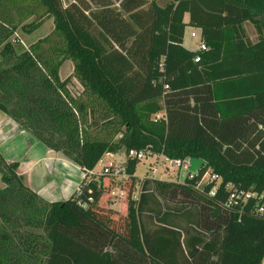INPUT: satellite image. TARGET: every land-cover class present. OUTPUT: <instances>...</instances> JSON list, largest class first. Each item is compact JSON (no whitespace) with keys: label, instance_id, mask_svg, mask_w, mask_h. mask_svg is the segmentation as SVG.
Listing matches in <instances>:
<instances>
[{"label":"trees","instance_id":"16d2710c","mask_svg":"<svg viewBox=\"0 0 264 264\" xmlns=\"http://www.w3.org/2000/svg\"><path fill=\"white\" fill-rule=\"evenodd\" d=\"M188 25L206 49L184 46ZM0 110L86 177L123 151L132 179L116 220L99 209L111 175L50 201L0 152V264H261L264 216L256 199L229 203L227 185L264 192V0H0ZM149 148L207 167L184 182L146 177L135 199L128 154ZM207 170L221 177L214 195L197 184Z\"/></svg>","mask_w":264,"mask_h":264},{"label":"rangeland","instance_id":"374dc122","mask_svg":"<svg viewBox=\"0 0 264 264\" xmlns=\"http://www.w3.org/2000/svg\"><path fill=\"white\" fill-rule=\"evenodd\" d=\"M53 23L52 19H49L45 22V24L40 27L36 32L25 33L24 31H19L16 35V38L14 40V43L17 48L24 49L26 48L31 42L36 41L40 38H42L45 34L48 33V31L51 29ZM248 30L251 36L256 37V31L254 26L248 22ZM49 28V29H48ZM188 37V34H187ZM188 45L192 46L193 44L191 42H188ZM72 62L70 60H67L64 62V64L61 67V78L65 79L68 76H72L71 70H72ZM78 80L76 77L72 78L71 84L69 85V88L75 93L79 92L78 89L82 88L80 87ZM30 134V133H29ZM30 138H34L31 134L29 135ZM115 161L117 165H123V163L126 161V155L122 151L119 154H116V156L112 159L109 157H104L99 164L94 168V172L97 174L96 176L90 175L89 178L86 177V180H93V179H99L101 177L102 167L104 164H107L109 161ZM154 163V164H153ZM156 160L154 161V157L152 156H146L144 159L140 160L135 176L138 180V185L136 187L135 193L133 197L136 199L139 197V195H136L140 191V182L143 181L144 178L149 177L152 174V170H150V166H156ZM169 160L164 159L162 163H160V173L164 172L167 167H169ZM76 166V165H75ZM77 168V167H75ZM63 172H60L61 175H56V180L52 181L50 185H47L48 187L44 189L46 197L50 200L58 201V200H67L69 199L76 190L80 187V177L81 173L78 172L76 169L72 168L71 166L65 167ZM180 173L179 168H173L170 170L169 175H167L164 179L169 181H176L178 179V174ZM103 185H104V194L99 202V209L100 211L109 213V210H113L116 212L114 215V218L116 220H119L121 216L125 215L127 213L128 208V192L131 188L132 179L131 177L127 176H109L104 177ZM4 186V182L2 181V175L0 172V187ZM57 187V194H54L53 187ZM261 264H264V257L262 259Z\"/></svg>","mask_w":264,"mask_h":264},{"label":"crops","instance_id":"0c3cea01","mask_svg":"<svg viewBox=\"0 0 264 264\" xmlns=\"http://www.w3.org/2000/svg\"><path fill=\"white\" fill-rule=\"evenodd\" d=\"M167 1L169 0H159L162 5ZM185 21H189L188 14L185 16ZM247 25L248 22L245 24L246 29L248 28ZM247 31L251 40L255 42L257 36H251L248 29ZM192 33H195L196 36H192ZM201 41H203L202 29L188 25L185 29L184 46L189 50H199ZM188 42H191L193 45H188ZM73 68L74 65L72 66L71 74L73 73ZM160 113L162 115L164 114V112ZM29 135V132L24 130L17 121L0 110V152L3 153L9 161L19 162L18 171L24 176L26 183L30 187L47 198L44 189L47 188V185H50L52 181L56 180V175H61L60 172H63L62 170L65 169L66 165L71 166L81 173L79 179L81 185L86 178V174L80 166L65 157L62 153L50 149L35 138H30ZM115 156L116 154H106L104 157L112 159ZM155 160L156 157L154 156V161ZM52 189L54 194H57V187L54 186Z\"/></svg>","mask_w":264,"mask_h":264},{"label":"built area","instance_id":"2783aa9c","mask_svg":"<svg viewBox=\"0 0 264 264\" xmlns=\"http://www.w3.org/2000/svg\"><path fill=\"white\" fill-rule=\"evenodd\" d=\"M192 36H196L195 33H192ZM200 50L206 49L205 44L203 41H201ZM201 56L197 55L195 57V62H200ZM157 119L162 118V114L159 113L155 116ZM120 135L119 137H121ZM129 157L131 158H136L139 161L144 159L146 156H152L156 157V166L151 165L150 170H152V174L149 176L151 178H156V179H161L165 180L164 178L169 175L170 170L173 168H179L180 173L178 174V179L176 181L178 182H184L187 179H192L195 176H198L200 172L194 173L191 172L189 167H190V157H185V158H168L164 154H155L152 153L149 150H130ZM164 159H168L170 164L169 167L166 168L162 174L160 173V163L163 162ZM103 158L101 159V161ZM100 161V162H101ZM88 178L90 175L96 176L97 174L94 172V170L88 171ZM99 175H111V176H127L125 173V166L124 163L123 165H117L115 161L111 160L107 164H104L102 167V172ZM221 177L217 174L212 173V171L207 170L205 171L201 176L200 179L198 180L197 184L198 187H202L203 185L207 183H215L213 189L211 190V195H214L216 190H217V185L220 183ZM228 190H230V195H229V203L237 202V203H246L250 199H256L258 203V213L260 215L264 216V192L263 193H257V192H250V191H245V190H239L234 187L232 183H229L227 185ZM139 195V192L136 193L135 197Z\"/></svg>","mask_w":264,"mask_h":264},{"label":"water","instance_id":"95a60500","mask_svg":"<svg viewBox=\"0 0 264 264\" xmlns=\"http://www.w3.org/2000/svg\"><path fill=\"white\" fill-rule=\"evenodd\" d=\"M151 148H149L150 151ZM207 167V163L205 160L197 157L190 158V171L194 173L200 172L203 168Z\"/></svg>","mask_w":264,"mask_h":264}]
</instances>
